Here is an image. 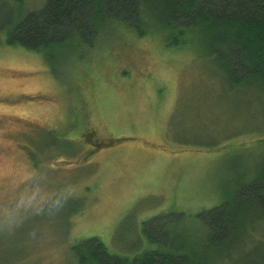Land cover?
I'll use <instances>...</instances> for the list:
<instances>
[{
    "label": "rangeland",
    "instance_id": "rangeland-1",
    "mask_svg": "<svg viewBox=\"0 0 264 264\" xmlns=\"http://www.w3.org/2000/svg\"><path fill=\"white\" fill-rule=\"evenodd\" d=\"M45 3L0 0V206L33 169L68 194L14 226L0 221V264H80L73 245L92 236L118 255L185 245L209 264H264V201H240L245 228L222 239L192 225L263 167L264 89L229 79L201 42L167 47L123 30L54 46L66 71L46 61L50 48L7 42Z\"/></svg>",
    "mask_w": 264,
    "mask_h": 264
},
{
    "label": "trees",
    "instance_id": "trees-1",
    "mask_svg": "<svg viewBox=\"0 0 264 264\" xmlns=\"http://www.w3.org/2000/svg\"><path fill=\"white\" fill-rule=\"evenodd\" d=\"M122 30L136 37L161 38L167 47L201 42L213 64L229 79L264 89V0H46L42 10L28 14L9 32L7 42L38 53L50 48V56L44 55L46 61L60 62L68 71L69 59L64 61L65 56L52 50L54 46L74 38L77 47L94 46V37H110V31L114 35ZM84 51H76L81 54L78 62L86 61ZM140 53L147 56L145 50ZM51 71L60 75L54 67ZM249 198L264 201V165L251 184L225 203L197 214L199 220L192 225L201 227L202 219L201 225L212 230V240L237 232L245 228L238 215L240 201ZM160 217L164 227L173 221L166 215ZM144 229L148 230L147 224ZM73 251L80 264H209L206 254L199 256L185 245L149 249L134 256L114 254L98 236L76 241Z\"/></svg>",
    "mask_w": 264,
    "mask_h": 264
},
{
    "label": "clouds",
    "instance_id": "clouds-1",
    "mask_svg": "<svg viewBox=\"0 0 264 264\" xmlns=\"http://www.w3.org/2000/svg\"><path fill=\"white\" fill-rule=\"evenodd\" d=\"M9 191L7 203L0 206V221L10 227L29 215L59 207L68 194L50 189L44 175L37 169L20 173L13 179Z\"/></svg>",
    "mask_w": 264,
    "mask_h": 264
},
{
    "label": "flooded vegetation",
    "instance_id": "flooded-vegetation-1",
    "mask_svg": "<svg viewBox=\"0 0 264 264\" xmlns=\"http://www.w3.org/2000/svg\"><path fill=\"white\" fill-rule=\"evenodd\" d=\"M98 149H102V147L98 148Z\"/></svg>",
    "mask_w": 264,
    "mask_h": 264
}]
</instances>
